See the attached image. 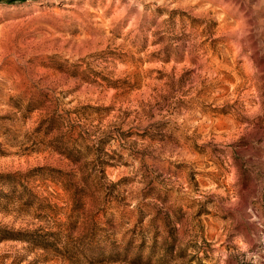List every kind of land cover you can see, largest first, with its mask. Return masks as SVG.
<instances>
[{"label":"rangeland","instance_id":"obj_1","mask_svg":"<svg viewBox=\"0 0 264 264\" xmlns=\"http://www.w3.org/2000/svg\"><path fill=\"white\" fill-rule=\"evenodd\" d=\"M6 174L0 264H264V0H0Z\"/></svg>","mask_w":264,"mask_h":264},{"label":"trees","instance_id":"obj_2","mask_svg":"<svg viewBox=\"0 0 264 264\" xmlns=\"http://www.w3.org/2000/svg\"><path fill=\"white\" fill-rule=\"evenodd\" d=\"M16 0H10V2H14ZM22 2L27 1V0H20ZM114 110V107H103V106H84L81 107L79 109L76 110V112H74L75 114H77V120H72L75 121L72 123V125H70V131L68 132L69 134H72L73 131H75L76 129H90L88 126H92L91 122L96 121V119H92L91 117L94 114H97L99 116V118H101V116H108L112 111ZM62 120H64V116L63 115H57V116H52L48 119L44 120V130L47 133H52L57 127L58 125L57 122H61ZM85 120V121H83ZM99 121V119L97 120ZM85 122V123H84ZM61 125H63V123H60ZM96 129L94 132H100V128L97 126H95ZM83 132V131H82ZM80 133V137L76 140H74L71 145H69V143L63 142L61 141L59 143V147L58 150L60 151L61 154L65 155L67 158H69L71 161L76 162L78 161V159H75L73 156L74 152H79V148L78 146H82L84 145V142L87 141L86 138L83 137V133ZM91 135V134H89ZM108 139H106V137H99L97 139V142L94 141V145L92 146L93 148H96V144H98L99 146H104L106 144ZM81 142V144H79V142ZM96 143V144H95ZM88 148H90L89 146H87ZM104 172V171H103ZM16 176L17 174H6V175H0V179L3 178V182L0 181V184H6L9 189L12 192H16V186H22L24 188L25 192H28L30 194L29 197H34L35 195H33L31 193V191L28 189V187H26L24 184L20 183L19 181L16 180ZM1 194H3L2 192H0V196ZM2 197V196H1ZM76 200V199H75ZM79 207V208H83V205L78 204V201L75 202V209ZM47 209H51V207H44V211ZM7 237H5L6 239Z\"/></svg>","mask_w":264,"mask_h":264}]
</instances>
